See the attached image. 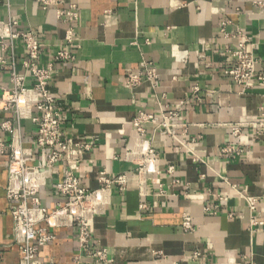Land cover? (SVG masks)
I'll use <instances>...</instances> for the list:
<instances>
[{
  "label": "crops",
  "instance_id": "0c3cea01",
  "mask_svg": "<svg viewBox=\"0 0 264 264\" xmlns=\"http://www.w3.org/2000/svg\"><path fill=\"white\" fill-rule=\"evenodd\" d=\"M71 5L79 12L72 44L56 9L44 10L34 0H0V22H13V32L33 33L40 44L37 66L53 64L48 87L63 115L65 137L91 145L78 173L81 184L99 188L102 171L128 176L125 191L115 188L106 213L94 220V240L109 253L102 264H264V223L251 225L253 217L264 222V85L238 96L239 87L226 74L235 64L238 31L255 44L257 69L264 71V0H63L62 7ZM6 43L8 48L0 47V99L11 88L13 67L24 74L28 58L21 38ZM61 51L74 58L56 62ZM151 65L157 80L126 86L128 74ZM139 111L176 114L180 125L183 146L147 126L160 160L157 180H142L126 157ZM3 122L19 128L24 147L43 166L47 151L34 147V123L0 108V143L10 141ZM246 123L235 137L233 125ZM226 147L245 153L223 157ZM8 154L0 157V264H20L6 194ZM66 174L65 164L44 171L40 200L48 210L57 207L56 184ZM250 200L257 201L254 211ZM207 206H218L217 214L205 212ZM185 215L192 218V232L182 228ZM54 234L40 259L77 264V228ZM81 264L99 263L83 257Z\"/></svg>",
  "mask_w": 264,
  "mask_h": 264
},
{
  "label": "built area",
  "instance_id": "2783aa9c",
  "mask_svg": "<svg viewBox=\"0 0 264 264\" xmlns=\"http://www.w3.org/2000/svg\"><path fill=\"white\" fill-rule=\"evenodd\" d=\"M34 1L41 4L44 10L56 9L57 17L67 26L66 41L72 44L74 25L79 18L76 6L64 8L63 0ZM227 24L229 21L223 23L224 33ZM12 25L13 22L9 24L0 22V47L8 48L7 41L12 43L15 39L21 38L26 45L28 58L23 63L24 74L13 67L11 88L4 89L0 108L14 109L18 120L30 119L36 126V138L33 142L35 149L47 151L44 165L35 164L37 156L32 149L24 147L19 128H14L9 122L2 123L1 129L10 135L8 143H0V157L9 153V181L6 194L14 220L15 243L22 253L20 264H45L39 257V251L55 240L54 230L73 227L78 230L76 263L81 264L83 257L91 258L94 263H106L109 253L94 240V220L96 216L106 213L115 188L125 191L128 176L126 173L110 175L102 171L98 178L99 188L90 190L81 184L78 173L83 155L91 149V145L66 139L63 115L48 87L54 66L50 64L47 68L38 67L36 59L39 54V41L31 32H13ZM234 36L239 40L236 49L232 52L235 64L226 71V74L239 87L238 96H246L256 86L264 85V71L257 69L259 60L252 40L242 31H238ZM73 58V54L69 51H61L54 56L56 62L69 61ZM1 64L6 69L3 59ZM158 78L157 69L151 65L143 72L128 74L125 84L129 88H134L143 81L151 82ZM28 82L31 84L28 85ZM194 90L197 95L198 88ZM175 117L176 114L171 116L161 114L159 117L145 111H139L135 116L133 128L136 132V140L127 148L126 157L137 165V173L142 180H146L149 175L155 176L157 180L160 174L158 169L160 160L151 141L146 137L148 125L153 128V134L160 133L176 140L179 145H184L177 138V128L180 125L175 122ZM262 117V125H264V109ZM246 126L248 123L233 125L234 136L239 138ZM244 153L242 148L226 147L222 149L220 155L235 158ZM58 164L67 166V174L56 184V192L60 197L57 207L48 210L42 206L40 200L42 188L46 184L44 171ZM249 206L254 211L257 201L250 200ZM217 211L218 206L205 207V212L208 214L216 215ZM263 223L256 217L251 220L252 226ZM182 228L185 232L194 230L191 216H184ZM194 256H199V253L196 252Z\"/></svg>",
  "mask_w": 264,
  "mask_h": 264
}]
</instances>
